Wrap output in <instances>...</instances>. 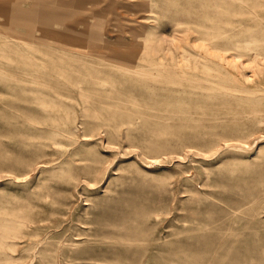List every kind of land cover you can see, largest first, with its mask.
Masks as SVG:
<instances>
[{
	"label": "rangeland",
	"instance_id": "374dc122",
	"mask_svg": "<svg viewBox=\"0 0 264 264\" xmlns=\"http://www.w3.org/2000/svg\"><path fill=\"white\" fill-rule=\"evenodd\" d=\"M5 230L0 264H264V0H0Z\"/></svg>",
	"mask_w": 264,
	"mask_h": 264
},
{
	"label": "bare ground",
	"instance_id": "6f19581e",
	"mask_svg": "<svg viewBox=\"0 0 264 264\" xmlns=\"http://www.w3.org/2000/svg\"><path fill=\"white\" fill-rule=\"evenodd\" d=\"M211 42V41H210ZM243 45V48L246 50L247 46L244 44H239L235 46V49H239ZM214 47V46H213ZM217 48V47H216ZM201 49V48H200ZM209 52V50H208ZM221 56V55H220ZM204 57V56H203ZM221 60V59H220ZM161 61V60H160ZM17 236L14 234V232H11L10 230H5V233H0V253H4L7 257L10 255L9 252L6 250V248H14L15 243L9 242L7 238Z\"/></svg>",
	"mask_w": 264,
	"mask_h": 264
}]
</instances>
